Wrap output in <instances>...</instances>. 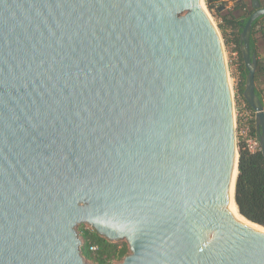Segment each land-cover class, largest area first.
I'll use <instances>...</instances> for the list:
<instances>
[{"label": "water", "instance_id": "1", "mask_svg": "<svg viewBox=\"0 0 264 264\" xmlns=\"http://www.w3.org/2000/svg\"><path fill=\"white\" fill-rule=\"evenodd\" d=\"M239 162L203 0H0V264H93L81 224L129 244L119 264H264V225L229 209Z\"/></svg>", "mask_w": 264, "mask_h": 264}, {"label": "trees", "instance_id": "2", "mask_svg": "<svg viewBox=\"0 0 264 264\" xmlns=\"http://www.w3.org/2000/svg\"><path fill=\"white\" fill-rule=\"evenodd\" d=\"M223 2V0H206L208 7L211 10L215 8L218 14L222 13L220 7ZM259 2L264 7V1L259 0ZM247 8L246 0H240L234 6V9H244V14L236 16L232 11L221 15L222 22L218 26L225 44L233 45L232 49L237 52V93L240 99L244 101L245 107L253 114L249 124V134L255 137L259 143L256 114L244 96L248 69L241 51V34L250 15L256 10L254 3L251 10ZM250 44L251 54L257 58L256 93L264 103V15L255 19L252 24ZM261 44H263V48ZM238 146L240 162L235 191L237 207L245 217L264 225V154L260 145L255 150H252L246 140L242 138H239ZM77 229L83 241L82 254L90 263L117 264L122 262L131 252L129 244L125 240H109L99 234L94 228L85 224L79 225ZM92 246H97V248L92 249Z\"/></svg>", "mask_w": 264, "mask_h": 264}, {"label": "rangeland", "instance_id": "3", "mask_svg": "<svg viewBox=\"0 0 264 264\" xmlns=\"http://www.w3.org/2000/svg\"><path fill=\"white\" fill-rule=\"evenodd\" d=\"M203 1H204V5H205V8H206L208 14L210 15V17L212 18V20L214 21L215 25L218 28V31L220 33V37L222 40L224 54H225L228 72H229L230 84H231L232 93H233L236 128L238 131V127L245 128V125L249 126L250 121L253 118V114L251 111H249V109H247L244 106V101L240 99V97L238 96V93H237V83H238V72H237L238 55H237V52L232 49L233 45H226L225 44L218 25H219V23L222 22L221 15H224V14H227V13L233 11V13L236 16H240V15L244 14L245 10L244 9L243 10L242 9H234V6L240 0H223L224 2L220 7V9H222V13L218 14L216 12L215 8L211 10L208 7L206 0H203ZM261 1H264V0H261ZM252 2H253L252 0H246V3L248 5V8H247L248 10H251L253 8ZM228 31H230V30L228 29ZM261 47L263 48V44H261ZM239 138L243 139V137L237 133V139L239 140ZM86 226L90 227L89 225H86ZM80 239H81V237H80ZM82 244H83V241H82ZM117 264H119V263H117Z\"/></svg>", "mask_w": 264, "mask_h": 264}, {"label": "built area", "instance_id": "4", "mask_svg": "<svg viewBox=\"0 0 264 264\" xmlns=\"http://www.w3.org/2000/svg\"><path fill=\"white\" fill-rule=\"evenodd\" d=\"M244 106H245V103H244ZM249 131H250L249 130V126L248 125L247 126L245 125V128L238 127L237 133L239 135H241L243 137V139L246 140V142L248 143L249 147L252 150H255L256 148L259 147L260 144L258 143V140L255 137L250 136ZM91 248L92 249H96L97 246H92Z\"/></svg>", "mask_w": 264, "mask_h": 264}, {"label": "bare ground", "instance_id": "5", "mask_svg": "<svg viewBox=\"0 0 264 264\" xmlns=\"http://www.w3.org/2000/svg\"><path fill=\"white\" fill-rule=\"evenodd\" d=\"M229 209H230L231 215H232L234 218H237V219H243V220H245V221H247V222H250V221L244 219L241 215H239V213H238V207H237V205H236L235 202H234V194H233V191H232V195H231V197H230V199H229ZM250 223H252V222H250ZM253 224H254V223H253ZM255 225H256V224H255ZM256 226H258V225H256ZM258 227H260V226H258ZM260 228H261V227H260ZM261 229H262V228H261Z\"/></svg>", "mask_w": 264, "mask_h": 264}, {"label": "flooded vegetation", "instance_id": "6", "mask_svg": "<svg viewBox=\"0 0 264 264\" xmlns=\"http://www.w3.org/2000/svg\"><path fill=\"white\" fill-rule=\"evenodd\" d=\"M252 1H253V3H254V7L256 8L255 4H256V1H257V0H252ZM261 6H262V5H261Z\"/></svg>", "mask_w": 264, "mask_h": 264}]
</instances>
